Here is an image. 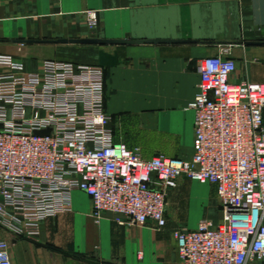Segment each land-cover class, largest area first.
I'll return each instance as SVG.
<instances>
[{"label": "built area", "instance_id": "built-area-1", "mask_svg": "<svg viewBox=\"0 0 264 264\" xmlns=\"http://www.w3.org/2000/svg\"><path fill=\"white\" fill-rule=\"evenodd\" d=\"M86 15L95 30L97 12ZM225 54L201 63L190 160H145L113 141L102 67L50 60L31 73L0 55V224L37 238L43 221L72 211L80 191L97 223L112 213L162 229L169 194L186 177L217 187L222 220L174 231L180 264L264 263V85L233 82L237 65ZM0 264H11L5 241Z\"/></svg>", "mask_w": 264, "mask_h": 264}, {"label": "crops", "instance_id": "crops-1", "mask_svg": "<svg viewBox=\"0 0 264 264\" xmlns=\"http://www.w3.org/2000/svg\"><path fill=\"white\" fill-rule=\"evenodd\" d=\"M88 11L98 14L95 30ZM225 50L237 65L233 82L264 85V0H0V55L31 73L50 60L102 67L113 141L139 148L145 160L192 158L189 105L201 63ZM170 194L162 229L124 224L112 213L97 223L91 199L77 192L72 211L43 221L37 238L0 224V241L11 264H180L174 231L222 215L197 209L180 219Z\"/></svg>", "mask_w": 264, "mask_h": 264}, {"label": "rangeland", "instance_id": "rangeland-1", "mask_svg": "<svg viewBox=\"0 0 264 264\" xmlns=\"http://www.w3.org/2000/svg\"><path fill=\"white\" fill-rule=\"evenodd\" d=\"M185 180L170 194V198L172 197L170 206L176 216L179 213L180 219H192L197 215V209H199L203 212L213 211L218 213L219 218H221L222 209L215 186L211 183L202 184L190 179ZM77 192L80 191L73 193V201ZM219 223L220 221L214 224Z\"/></svg>", "mask_w": 264, "mask_h": 264}, {"label": "water", "instance_id": "water-1", "mask_svg": "<svg viewBox=\"0 0 264 264\" xmlns=\"http://www.w3.org/2000/svg\"><path fill=\"white\" fill-rule=\"evenodd\" d=\"M37 135H41V136H47L50 134V130H47V131H42V132H38L36 133Z\"/></svg>", "mask_w": 264, "mask_h": 264}]
</instances>
